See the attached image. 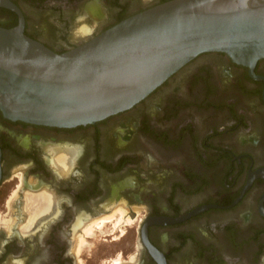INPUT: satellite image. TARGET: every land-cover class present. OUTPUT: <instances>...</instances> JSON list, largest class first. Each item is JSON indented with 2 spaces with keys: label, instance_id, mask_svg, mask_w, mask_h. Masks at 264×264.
Listing matches in <instances>:
<instances>
[{
  "label": "flooded vegetation",
  "instance_id": "1",
  "mask_svg": "<svg viewBox=\"0 0 264 264\" xmlns=\"http://www.w3.org/2000/svg\"><path fill=\"white\" fill-rule=\"evenodd\" d=\"M12 1L25 33L60 53L161 0H96L100 14L87 8L95 0ZM55 3L61 22L40 21ZM83 18L95 22L80 27L90 33L52 41L54 28L69 37ZM147 142L162 155H145ZM133 206L145 211L135 260L119 253L107 264H264V58L251 70L225 53H201L133 107L86 125L12 120L0 109V264H82L80 233ZM200 207L147 225L165 261L154 257L143 240L149 219ZM117 231L115 240L128 232L108 221L101 234Z\"/></svg>",
  "mask_w": 264,
  "mask_h": 264
},
{
  "label": "water",
  "instance_id": "2",
  "mask_svg": "<svg viewBox=\"0 0 264 264\" xmlns=\"http://www.w3.org/2000/svg\"><path fill=\"white\" fill-rule=\"evenodd\" d=\"M16 26H0V109L12 120L75 127L125 111L204 52H222L251 68L264 58V0H168L133 14L64 52L25 33L12 0ZM91 31L83 33H90ZM157 216L147 225L181 221Z\"/></svg>",
  "mask_w": 264,
  "mask_h": 264
},
{
  "label": "rangeland",
  "instance_id": "3",
  "mask_svg": "<svg viewBox=\"0 0 264 264\" xmlns=\"http://www.w3.org/2000/svg\"><path fill=\"white\" fill-rule=\"evenodd\" d=\"M23 4L25 5L24 2ZM87 8L89 10H94L98 12L99 14L101 12V6L96 0L93 2H90ZM26 10L29 16L32 17L34 15L33 11L30 10L28 6H26ZM41 14L44 15V18L39 15L38 19L40 21H48L49 19V20L61 22L60 15L56 7V3L54 4L53 7H50L49 9H47V11L45 10ZM0 17H4V16L0 14ZM9 19L10 18L6 17L5 22H7ZM84 19L85 18H83V20L81 21H78L76 24L70 25L71 35L69 37L66 36L64 38V35L61 29L59 27H56L54 28V35L50 36V38H52L53 39L52 41H54L55 43L57 42L66 43L68 41L67 40L68 38L73 40L77 36L78 31L80 30L81 26L86 25V24L89 26H93L95 22L97 21L96 17L94 18L95 22H93L92 20H86L87 18L85 20ZM47 23L48 22H46V24ZM46 24L44 25V27H46ZM47 25L49 26V23ZM156 146L157 147L155 146L153 147L151 144L147 142V144H142L140 149L144 152L145 155L156 158V156L159 157L160 155H162L160 152L159 146L158 145ZM137 207L138 206L128 207V212L125 208H122V207L116 208L114 211V214H111L112 218L114 219L113 222L115 220H119L120 218V221L118 223H115V226H119L122 230H126V232L128 231L126 236L122 237L120 240L113 239L116 236L120 235L119 231L116 232L115 236L114 235L104 236L103 234H101L104 228L102 230H98L95 227V225L90 226V227H94L95 229L93 235H89V233H87L89 237L84 236L81 238L82 235L80 233L81 236L79 235L77 238V252L79 254V258L81 259L82 264H107L110 260L115 258L119 253L130 254L131 255L130 260L132 261L135 260V257L133 256L134 253L132 252L133 247H131L132 246L131 243L135 241L136 239V233H134L135 229L137 225L139 224L140 218H142L145 214V211L143 210V208L141 207L137 208ZM116 211H118V213ZM120 212H123L121 216H120ZM126 213H128L126 215V218L128 217L127 223L129 225H125V228H123V226L121 227L118 224L121 222L123 215ZM129 217H131L132 220ZM123 219L125 218L123 217ZM79 244H80V249H79Z\"/></svg>",
  "mask_w": 264,
  "mask_h": 264
},
{
  "label": "bare ground",
  "instance_id": "4",
  "mask_svg": "<svg viewBox=\"0 0 264 264\" xmlns=\"http://www.w3.org/2000/svg\"><path fill=\"white\" fill-rule=\"evenodd\" d=\"M87 27V26H86ZM86 27H82V28H80L81 30H82V32H86V31H88L89 29H87ZM121 211V210H120ZM123 214V212H120V216ZM108 221H111V222H113V218H112V215H110V216H107L106 218H103V219H101V220H97V222H95V227L98 229V230H102L104 227H105V224H107V222ZM120 221V218H119V220H115L113 223L115 224V223H118ZM88 232L87 233H89V235H93V233H94V231H95V229H94V227H90L88 230H87ZM117 260V259H116ZM118 261H120V259H118L117 260V262Z\"/></svg>",
  "mask_w": 264,
  "mask_h": 264
},
{
  "label": "trees",
  "instance_id": "5",
  "mask_svg": "<svg viewBox=\"0 0 264 264\" xmlns=\"http://www.w3.org/2000/svg\"><path fill=\"white\" fill-rule=\"evenodd\" d=\"M168 0H161L159 2L160 3H163V2H166ZM9 13H11L9 16H10V19L7 21V22H4V23H0L1 25H3L2 27H6V28H11V27H14L17 25L18 23V17L17 15H15L14 12H11L10 10L6 9V8H0V14L2 15H7ZM14 14V15H13ZM112 26V25H111ZM67 51V50H66Z\"/></svg>",
  "mask_w": 264,
  "mask_h": 264
}]
</instances>
